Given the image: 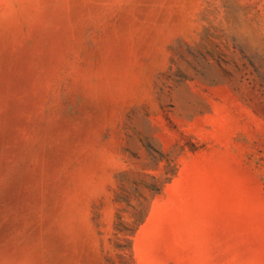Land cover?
Returning <instances> with one entry per match:
<instances>
[{
  "label": "rangeland",
  "instance_id": "obj_1",
  "mask_svg": "<svg viewBox=\"0 0 264 264\" xmlns=\"http://www.w3.org/2000/svg\"><path fill=\"white\" fill-rule=\"evenodd\" d=\"M0 264H264V0H0Z\"/></svg>",
  "mask_w": 264,
  "mask_h": 264
}]
</instances>
